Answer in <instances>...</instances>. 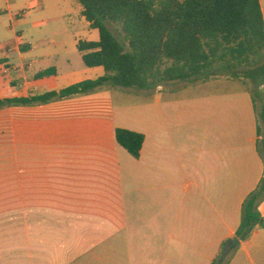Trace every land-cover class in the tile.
I'll use <instances>...</instances> for the list:
<instances>
[{
	"label": "crops",
	"instance_id": "crops-1",
	"mask_svg": "<svg viewBox=\"0 0 264 264\" xmlns=\"http://www.w3.org/2000/svg\"><path fill=\"white\" fill-rule=\"evenodd\" d=\"M14 4L0 0V98L105 74L78 48L100 40L78 0H33L35 14H14ZM247 81L104 87L1 108L0 264H212L226 242L228 264H264V228L237 236L264 178ZM118 128L145 135L139 158L119 144Z\"/></svg>",
	"mask_w": 264,
	"mask_h": 264
},
{
	"label": "trees",
	"instance_id": "trees-1",
	"mask_svg": "<svg viewBox=\"0 0 264 264\" xmlns=\"http://www.w3.org/2000/svg\"><path fill=\"white\" fill-rule=\"evenodd\" d=\"M100 32L99 41H80L88 67L105 74L60 91L0 98L7 106L49 103L104 87L150 90L173 81L195 82L217 75L250 81L258 113L259 150L264 161V13L260 0H78ZM55 68L38 74L53 75ZM117 140L135 158L145 135L117 129ZM264 178L244 203L237 236L246 240L264 228L260 205ZM228 242L212 264H228Z\"/></svg>",
	"mask_w": 264,
	"mask_h": 264
},
{
	"label": "rangeland",
	"instance_id": "rangeland-1",
	"mask_svg": "<svg viewBox=\"0 0 264 264\" xmlns=\"http://www.w3.org/2000/svg\"><path fill=\"white\" fill-rule=\"evenodd\" d=\"M33 0H18V4H14L13 5V11H14V14H20L22 11H24L25 13L29 12V10H33V14H35L36 12L39 11V8L38 7H35V9H29V7H31V2ZM25 5V6H24ZM21 7H24L25 10H22ZM7 15V14H5ZM36 16V15H34ZM37 17V16H36ZM8 18V17H7ZM7 23H9V20H7ZM249 84H250V81H247ZM131 91H134V92H139V93H145L147 92L148 90H138V89H130Z\"/></svg>",
	"mask_w": 264,
	"mask_h": 264
},
{
	"label": "water",
	"instance_id": "water-1",
	"mask_svg": "<svg viewBox=\"0 0 264 264\" xmlns=\"http://www.w3.org/2000/svg\"><path fill=\"white\" fill-rule=\"evenodd\" d=\"M238 243V238H234L231 240V242L228 245V251L235 248L236 244Z\"/></svg>",
	"mask_w": 264,
	"mask_h": 264
},
{
	"label": "built area",
	"instance_id": "built-area-1",
	"mask_svg": "<svg viewBox=\"0 0 264 264\" xmlns=\"http://www.w3.org/2000/svg\"><path fill=\"white\" fill-rule=\"evenodd\" d=\"M5 69H6V71H9V70L15 69V66L6 67Z\"/></svg>",
	"mask_w": 264,
	"mask_h": 264
}]
</instances>
